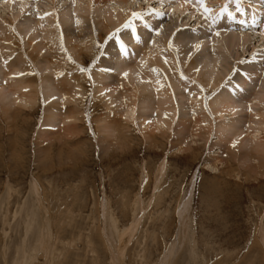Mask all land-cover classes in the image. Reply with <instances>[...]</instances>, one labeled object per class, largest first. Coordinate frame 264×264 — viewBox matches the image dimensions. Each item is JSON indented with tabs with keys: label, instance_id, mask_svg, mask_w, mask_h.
Listing matches in <instances>:
<instances>
[{
	"label": "rangeland",
	"instance_id": "obj_1",
	"mask_svg": "<svg viewBox=\"0 0 264 264\" xmlns=\"http://www.w3.org/2000/svg\"><path fill=\"white\" fill-rule=\"evenodd\" d=\"M43 1L48 4L45 2L33 8L37 18L42 20V24H38V27L34 24V27L38 28L39 33L40 26H44L43 29L52 35L49 39L38 37L33 29L25 30L24 21L30 14L27 9L15 21L16 31L14 27L6 26V21L16 10L8 9V0L0 3V26L4 25L5 31L13 35L9 39H0V66L21 57L25 59L24 52L35 62L38 61L37 57L42 60V65L38 64L35 71L27 62L30 60L25 59V70L11 71L8 81L35 77L29 83L31 86L22 87L20 94L34 92L38 76L56 82L54 88H47L37 94L35 102L32 99L27 103L23 100L20 104V101L13 102V95L0 96V264H114L113 257L121 253L120 264H264V145L263 150L259 147L260 141L264 140V125L261 123H264V118L250 117L251 111L248 109L235 113L228 110L221 116L220 113L211 116L215 120L212 129L197 130L190 125L195 119L202 118V111L205 113L203 96L206 93L208 100H212L218 93L238 92L243 87L242 79L234 78L237 72L242 74L238 66L249 65L253 70H260L263 76L264 58H256L255 53L264 51V39L261 40L264 38V21L263 25L257 24V32L240 29L239 26L227 30L222 26L217 30L212 29L211 23H220V19L215 21L218 16L216 10L224 8L222 12L228 13L227 4H232L234 0H201L202 5L198 9L195 10L198 6H191L184 11L166 6L167 0L165 4L162 0H128L125 3L121 0H105L123 18L119 22L118 18L109 17L108 7L103 8L106 3L96 5L92 0H80L82 9L74 13L83 20L75 18L67 21L52 14L55 10L50 6L54 4V7H61V0ZM243 1L240 6L234 7V14L244 16V9L255 5L251 0ZM159 5L163 9H159ZM262 5L264 7V0ZM205 6L210 9L209 12H203ZM155 9L163 11L165 22L158 23L160 25L187 16L191 23L184 26L208 33L211 40L209 45L212 44L210 50L226 51L220 36L232 31L249 34L255 46L250 42L246 44L247 50L240 47L231 51L229 62L235 60V67L219 83L217 80L222 74L197 67L200 79L206 84L203 91L196 79L180 74V66L186 69L189 61H178L171 55L173 52H167L174 49L178 53L179 47L174 45L173 39L168 40V43H159V58L146 56L150 44H156L154 36L151 39V32L156 27L150 26L153 30L144 33L142 26L149 25L151 13ZM133 13L142 14L143 18L134 17ZM187 13H190L189 17ZM79 22L89 25L94 23L96 31H102L104 23L111 28L108 37L105 34L104 38L95 41L93 46L96 44V51L82 50L80 41H69L68 35L64 38V30L76 29ZM129 22L135 27L139 41L132 34V29L125 27ZM202 35L195 36V41L188 42V47L198 44ZM117 39L126 45L127 55L121 53ZM112 45L116 51L112 50ZM36 47L39 50H35ZM51 52L54 56L58 55V60L62 59V69L53 68L54 65L52 68L44 66L43 60L46 58L58 61ZM83 54L87 55L84 59ZM125 57L127 61L123 60ZM113 61L150 67V73L154 71L158 78L154 81L152 76H140V71H134L125 72L130 78L128 80L127 75L112 67ZM252 69L249 74L253 73ZM103 73L112 74L113 79L95 83L93 78H101L99 74ZM173 75H177L175 78L179 77L184 84L191 80L188 86L195 85L188 90L189 100H184L187 108L177 113L175 120L173 114L176 111L173 107L176 104L170 101L171 106L163 105V108L155 95L162 89L166 91L170 88L168 80ZM121 77V85L124 84L122 91L131 90L122 99L116 98L118 91L112 92L115 86L99 89L102 83ZM8 81L3 79L1 82L6 85ZM252 81L250 85L254 87ZM60 83L67 84L64 86L68 88L74 84L76 95L78 92L76 98L74 95H63L65 92L60 89H56L60 93L57 92L56 84ZM259 87L255 86L257 90H260ZM251 94L248 91L245 97ZM134 98L136 104L130 105ZM158 104L161 107L156 108ZM190 104L196 105L190 108ZM253 107L262 109L264 104ZM127 111L131 115L135 113L139 121L131 115L127 116ZM141 113L149 117L146 119L143 114L139 115ZM110 120L111 124L114 123L112 120L119 121L117 123L121 125L118 131L110 130ZM154 122L160 124L163 132L155 131L154 139L147 138ZM170 124L172 128L168 127ZM220 124L229 125L231 130L225 126L221 132ZM181 126L186 136L177 133L176 130ZM233 129L242 132L232 136ZM248 132L253 136L248 138ZM190 136L195 141L190 143L191 148L188 149L186 138ZM177 139H182L181 145H177ZM254 144L257 145L255 149ZM244 153H248V156L242 157ZM215 154L218 155L215 162L207 163L208 158ZM164 159L167 167L161 175L158 167ZM229 168L231 171H228ZM36 179L39 181L41 202L35 187L33 189ZM193 179L190 205L187 210L180 211L178 206L188 198ZM113 220H116L115 224ZM175 241L178 248L173 256L170 251Z\"/></svg>",
	"mask_w": 264,
	"mask_h": 264
},
{
	"label": "bare ground",
	"instance_id": "obj_2",
	"mask_svg": "<svg viewBox=\"0 0 264 264\" xmlns=\"http://www.w3.org/2000/svg\"><path fill=\"white\" fill-rule=\"evenodd\" d=\"M2 1H5V0H0V3H3ZM7 1V0H6ZM9 1V3H8V5H9V8L8 9H11V11L12 10H16L15 12H13V14H12V16H10V19H8L7 21H6V23H7V25L6 26H8V25H10V27L12 26V28L14 27V30L16 29V25H15V21L17 20V18H19V16L20 15H22V13L24 12L25 13V10L27 9L29 12H30V14L26 17V20L24 21V24H25V30H28V29H33L34 31H36L35 32V35H37L38 37H44V38H50V36H52L51 35V33L50 32H48V31H45L43 28H44V26H40V29H39V33H37V29L34 27V24H37V27H38V24H42V20H41V18H37V15H36V12H35V10L33 9L34 8V6L36 5V7H37V5H40V4H42L43 5V3L45 4V2L46 1H43V0H8ZM57 1V0H56ZM86 1H91V0H86ZM105 0H92L91 2L93 3V4H96V5H100V3H106V4H104L105 5V7H103V8H106V6L108 7V8H106V9H108L107 11H108V13H109V17H116V18H118L117 19V21L119 22L120 20H122L123 18L122 17H120L121 15L119 14V13H116L117 11H116V9L115 8H112L113 6L111 5V3L109 2L108 4H107V2H104ZM110 1V0H109ZM128 0H121V2H123V3H125V2H127ZM166 0H162V2L164 3ZM168 1V5H166V6H168V7H170V6H172V7H174V9L176 8V9H180V10H182V11H184L186 8H191V6H192V8H194V7H197V8H195V10L196 9H198L199 8V6H201L202 5V1L201 0H187L186 2H181L180 0H167ZM250 1V0H249ZM252 2H255V5H251V7L250 8H246V9H244V16H242L243 14H241V15H236V14H234V12H236V11H234V7H236V6H240V2H244L243 0L242 1H240V0H234V1H231L232 2V4L231 3H228L227 5V12L228 13H223L222 12V10L224 9V8H221L222 10H216L217 11V13H218V16L217 17H215V21L216 20H218V19H220V23H211L210 24V27L212 28V29H214V30H217L219 27L220 28H222V27H225L226 28V30L227 29H230V28H235V26H239V28L241 29H249V31L251 30V32L252 31H256L255 29H256V27H257V24L259 25V23H260V25H263V21H264V16H262L263 15V13H264V7H263V5H262V2H263V0H251ZM61 2H62V6L60 7L59 5H57V7H54V4H52L50 7L51 8H53L55 11H51L52 12V14L54 15V16H59L60 18H63V19H67V21L68 20H74L75 18H76V20H81L82 18L81 17H79L78 16V14H75L74 12H77V11H80V9H82V6H81V4H79L81 1L79 0V1H77V0H73V2H71V0H69V3H68V1L67 0H61ZM67 2V3H66ZM74 2H76V4L74 3ZM162 2H159L160 4H162ZM47 3V2H46ZM167 3V2H166ZM48 4V3H47ZM92 4V5H93ZM165 4V3H164ZM192 4V5H191ZM6 5V4H5ZM127 5V4H126ZM243 5V4H242ZM1 6V5H0ZM46 6H48V5H46ZM102 7V6H101ZM159 9H163V6L161 5H159ZM165 7V6H164ZM206 7V6H205ZM3 8V7H2ZM48 8V7H47ZM123 8V7H122ZM90 9V8H89ZM105 9V10H106ZM113 9H115V10H113ZM159 9H155V10H153L152 11V13H151V16H150V18H151V21H150V23H149V25H148V23H147V25H143L142 26V30H143V32L144 33H147V32H150V31H152L153 30V28H151L150 26H154V27H156V28H154V32H151V39H152V37L154 36V40H156V44H155V46L154 45H152V43L150 44V49L148 50V53L146 54V56H148V57H155V58H159V56L157 55L158 54V45H159V43H168V40H171V39H173L172 41L175 43L174 45H177L178 47H179V49H178V53H181L182 55H184V56H179V55H181V54H178V53H176V51L174 50V49H172V51L170 52V50L169 51H167V52H169V53H172L171 55L172 56H174V58H176L178 61L180 60L181 61V59H182V61L184 62V60L185 59H187L188 61H189V63H188V65L186 66V69H182V66H180V69H181V71H182V73H180V74H183V75H185V76H188L189 78H194V79H196L201 85V88H202V90L203 91H205V86H206V84H205V82H204V80L203 79H200V77H199V75H198V73H200V71H196V68L198 67V69L199 68H201L200 70H202V69H205V68H208V71H210V73H211V71H213L215 74H222V76L217 80V82L219 83L221 80H223V78L228 74V73H232V69L235 67V60H234V62L232 61V62H229V60L231 59V56H230V54H231V51L233 50V49H240V47H242V48H244L245 47V49L244 50H247L248 48H247V43H250V42H252V36H250L249 34H243V33H232V32H235V31H232V32H229V33H227L226 35H222V36H220L221 37V40H222V42H223V46L224 47H226V51H222V50H220V51H218V50H210V46L212 45H209V42H211V40H210V36L208 35V33H205V31H202V30H191V28H189V27H186V26H184V25H187V24H190L191 23V21H190V19L188 20V18H187V16L186 17H184V18H182V19H179L178 17V19L179 20H177L176 21V19H172L170 22H167V23H165L164 25H160V24H158V23H160V22H165V21H163V11H159ZM165 9V8H164ZM226 9V8H225ZM238 9H240V8H238ZM98 10V9H97ZM203 10V12L205 11L204 9H202ZM116 11V12H115ZM198 11H200V9L198 10ZM234 11V12H233ZM27 12V11H26ZM220 12V13H219ZM1 13V12H0ZM121 13V12H120ZM123 13V12H122ZM202 13V12H201ZM216 13V14H217ZM28 13H26V15H27ZM188 14V13H187ZM190 14V13H189ZM188 14V17L190 16ZM220 15V16H219ZM223 15H226V17L224 18L223 17ZM180 16V15H179ZM203 16V15H202ZM21 17V16H20ZM108 17V18H109ZM119 17H120V19H119ZM220 17V18H219ZM243 17V18H242ZM173 18V17H172ZM176 18V17H175ZM191 18V17H190ZM200 18H202V17H200ZM193 19V18H192ZM199 19V18H198ZM213 19V18H212ZM3 20V19H2ZM75 20V21H76ZM83 20V19H82ZM167 20V19H166ZM23 21V20H22ZM66 21V20H65ZM66 21V22H67ZM50 22V21H49ZM61 22V21H60ZM182 22V23H181ZM22 23V22H21ZM51 23V22H50ZM117 23V22H116ZM1 24H3V23H1ZM49 24V23H48ZM76 24V23H75ZM94 24V23H93ZM93 24H85L84 22H79V24H78V26L76 27V29H67L66 31L64 30V38L66 37V35H68V39H69V41H73V40H75V41H80V43L81 44H79V46L82 48V50H88V52H89V50H94V51H96V44H95V46H93L94 45V43H95V41L96 40H101L102 38H104V36H105V34H106V36L107 35H109L110 34V31H111V28H109L105 23L104 24H102V31H96L95 30V28H94V25ZM120 24H122V23H120ZM19 25V24H18ZM119 25V24H118ZM196 25V24H195ZM222 26V27H221ZM75 28V27H74ZM211 29V30H212ZM237 29H238V27H237ZM239 29V30H240ZM258 29H259V27H258ZM6 29H5V26L3 25L2 27L0 26V35H1V38L0 39H2V37L3 38H5V39H9V38H12L13 37V35H11V33L9 32V31H5ZM13 30V31H14ZM262 30V29H261ZM16 31V30H15ZM14 31V32H15ZM248 31V32H249ZM262 31H264V30H262ZM207 32H208V29H207ZM213 32V31H212ZM242 32H243V30H242ZM257 32V31H256ZM5 33H7V36H6V34ZM17 33V32H16ZM260 33V32H259ZM131 34V33H130ZM199 34H203L202 36H200V38H201V42L199 41V43L198 44H196V43H194V46H190V47H188V42L190 43V42H194L195 40H193V39H195V36H197V35H199ZM209 34H210V32H209ZM126 35V34H125ZM260 36V35H259ZM108 37V36H107ZM127 37V36H126ZM263 37H264V35H263ZM124 39H126V38H124ZM197 39V38H196ZM260 39H261V37H260ZM264 38H262L261 40H263ZM210 40V41H209ZM3 41H6V40H3ZM220 41V40H219ZM23 42V41H22ZM53 42H54V44H55V40H53ZM133 42V41H132ZM152 42H154L153 40H152ZM171 42V41H170ZM221 42V41H220ZM79 43V42H78ZM150 43V42H149ZM155 43V42H154ZM254 42H252V45H254L253 44ZM57 44V43H56ZM42 45H44V44H42ZM74 45H76V44H74ZM113 45H116L115 43H113ZM112 45V50L113 51H116V49H115V47ZM171 45H172V43H171ZM19 46V45H18ZM45 46H47V44H45ZM130 46V45H129ZM162 46V45H161ZM176 46V47H177ZM255 46V45H254ZM23 47V46H22ZM22 47H21V49H22ZM42 47V46H41ZM160 47V46H159ZM166 47V46H165ZM177 47V48H178ZM49 48H51L50 46H49ZM176 48V49H177ZM219 48V47H218ZM218 48H216V49H218ZM38 48L36 47L35 48V50H37ZM41 49V48H40ZM52 49V48H51ZM66 49V48H65ZM78 49V48H77ZM221 49V48H220ZM39 50V49H38ZM53 50V49H52ZM140 50V49H139ZM174 50V51H173ZM42 51V50H41ZM258 51V50H257ZM53 52V51H52ZM51 52V55L54 57V59L56 60V57L58 56V55H53V53ZM237 52V51H236ZM80 53V52H79ZM238 53V52H237ZM113 54V53H112ZM115 54V53H114ZM143 54H144V52H143ZM240 54V53H239ZM238 54V55H239ZM22 55V54H21ZM129 55V54H128ZM171 55H169V56H171ZM233 55H235V53L233 54ZM238 55H237V58H238ZM18 56V55H17ZM24 56H25V59L26 60H30V61H27V62H30V65H31V68L33 69V70H37V65L38 64H41L42 65V60H39V58L37 57V59H38V61L37 62H35V60L33 59V58H31L30 56H28V54L27 53H25L24 52ZM118 56H119V54H118ZM124 56V55H123ZM172 56H171V58H172ZM240 56V55H239ZM77 57H78V55H77ZM81 57V56H80ZM85 57H87V55L86 54H83L82 55V59H84ZM111 57V56H110ZM241 57V56H240ZM255 57L256 58H259L260 60H262L263 58H264V51H260V52H258L257 54L255 53ZM5 58V57H4ZM107 58V57H106ZM116 58V57H115ZM122 58V57H121ZM155 58H154V60H155ZM25 59L24 58H19L18 60H15V61H10V62H6V63H4V60H3V65H1L0 66V96H6V97H9V95H13L14 96V99H13V102H19L20 101V104H21V102H23V100L24 101H26V103L27 102H29L31 99L32 100H34V102H35V100H37V99H35L36 97H37V94H40V93H43V90H45V89H47V88H54V85H55V83L56 82H54V79H48V78H42L41 76H38L37 78H38V81H35L36 82V84H37V87H36V89H35V91L34 92H29V93H31V94H28V93H22V94H20L19 93V91L22 89V87L23 86H26V85H30L31 86V84H29V83H32V81H34L35 79V77H28V78H22L21 80H18V78H17V80L15 79L14 81L12 80L11 82L10 81H8V76H10L9 74L11 73V71L12 72H14L15 70H18V69H22V68H24L23 70H25V66H24V62H26L25 61ZM120 59V58H119ZM57 60H58V57H57ZM62 60V59H61ZM60 58H59V60L58 61H54V60H49V59H44L43 61V63H44V66L45 67H50V68H52L51 66H53V68H56V69H62L63 67L61 66V64H60ZM114 60H116V59H114ZM121 60V59H120ZM123 60H126L127 61V58L125 57V58H123ZM149 60H150V58H149ZM165 60V59H164ZM24 61V62H23ZM102 61V60H101ZM100 61V62H101ZM106 61V60H105ZM108 61H110L109 59H108ZM112 61V60H111ZM117 61V60H116ZM130 61V60H129ZM41 62V63H40ZM52 62V63H51ZM61 62H63V61H61ZM80 62V61H79ZM82 63H83V60L81 61ZM114 62V61H113ZM120 62H123L122 60L120 61ZM152 62H155V61H152ZM169 62H170V59H169ZM171 62H173V61H171ZM175 62V61H174ZM252 62V61H251ZM103 63H104V60H103ZM111 63V62H110ZM115 63V62H114ZM113 63V65H112V67L114 68V67H116L117 69H119L121 72H123L124 74H125V72H138V71H140V76H145V77H150V76H152L153 77V80L154 81H156V79L158 78V76L156 75V73L154 72V71H152L151 73H150V70H149V68L150 67H146V66H144V67H142V65H130V64H127V63H119V62H116L115 64ZM158 63V62H157ZM253 63V62H252ZM63 64V63H62ZM169 64V63H168ZM171 64H174V63H171ZM170 64V65H171ZM176 64V63H175ZM180 64V63H179ZM25 65H26V63H25ZM181 65V64H180ZM262 65V64H261ZM105 66V65H104ZM172 66V65H171ZM174 67H175V65H173ZM177 66H179V65H177ZM185 65H183V67H184ZM256 66V65H255ZM39 67V66H38ZM42 67V66H41ZM106 67V66H105ZM16 68V69H15ZM109 68V67H108ZM211 70H210V69ZM238 68H240V70L242 71V74H238L239 72H237L236 73V75L234 76V78H236L237 80H239V79H242V84H243V87L242 88H240V89H238V92H235V91H229V92H226L225 94H222V93H218V96H217V94L215 95V97H214V99L212 98V100H208V94L206 93V95L205 96H203V105H204V108H205V113H203L204 111H202V118L200 119V120H198V119H195L194 120V122H190L191 124V126H192V128H194V127H196V129L198 130V129H212V127H213V124L212 123H214V118H213V120L211 119V116H214V115H217L218 113H220V116L223 114V112L224 111H228V110H230L229 112H232V113H235V112H239V111H242V110H250L251 111V113H250V117H253V118H255L256 116L257 117H259V118H264V108H262V109H259V108H257V107H253V106H255V105H257V104H264V74H263V76H262V74H261V72H259L260 70H256V69H252V67H250L249 65H244V64H242V65H240V66H238ZM254 68V67H253ZM264 68V67H263ZM7 69V70H6ZM26 69H28L27 67H26ZM44 69V68H43ZM47 69V68H46ZM55 69V70H56ZM115 69V68H114ZM250 69H252L253 71V73H250L249 74V71H250ZM261 69V68H260ZM22 70V71H23ZM5 71V73L3 74V75H1V73H3ZM58 71V70H57ZM172 72V71H171ZM175 72V71H174ZM177 72H178V70H177ZM180 72V71H179ZM196 72H197V74H196ZM207 72V71H206ZM223 72V73H222ZM15 73V72H14ZM101 73V72H100ZM155 75V76H153V74ZM12 74V73H11ZM196 74V75H195ZM247 74V77H245V75ZM259 74V75H258ZM99 75H101V78L99 77V78H93V81L95 82V83H97V82H101V81H105L106 79H110V78H112L113 79V76H112V74H105V73H103V74H99ZM123 75V74H122ZM139 75V74H138ZM172 75V74H171ZM205 75H207L206 73H205ZM258 75V76H257ZM25 76V75H24ZM175 76H177V75H173L171 78H169V79H171V80H168L169 82V84H170V88L169 89H167L166 91H165V89H162V91H159L157 94H155L156 95V97H158V102L160 103L161 102V105H162V107H163V105H168L169 107L171 106V105H169V103H170V101H172L173 103L172 104H176L174 107H173V110H175L176 112H174V119L173 120H175L176 119V114L178 113H180V111L181 110H185L186 108H187V103H186V101H188L189 100V98H190V95L188 94V90L189 89H192V87L193 86H195V85H192L191 84V86H188L189 85V83L191 82V80L186 84H184V83H182V82H180L181 80L180 79H178L177 77V79L175 78ZM201 76V75H200ZM220 76V75H219ZM260 76V77H259ZM118 77V76H117ZM124 80L126 79V76L124 75ZM213 77V76H212ZM257 77H259V78H257ZM10 78H12V77H10ZM9 78V79H10ZM115 78V77H114ZM189 78H187V79H189ZM3 79H4V81H8V83L6 84V85H4L1 81H3ZM13 79V78H12ZM57 79V78H56ZM127 79L129 80L130 78H128V75H127ZM134 79V78H133ZM185 79V78H184ZM213 79H215V78H213ZM213 79H212V81H213ZM11 80V79H10ZM120 80H123L122 79V77H121V79L120 78H116V80H113V81H111V82H107V83H102V88H99V89H103L104 87L105 88H107V87H111V86H115V88H111L112 89V92L113 91H118V92H116L117 94H116V98H118V99H122L129 91H131V90H126L125 89V91L123 92L122 90H123V86H124V84H122L121 85V83H122V81H120ZM254 82H253V81ZM133 81V80H132ZM186 81H188V80H186ZM209 81V80H208ZM241 81V80H240ZM251 81L253 82V84H254V87H252V85H250V83H251ZM256 81H257V84H255L256 83ZM6 82H4V83H6ZM60 82V81H59ZM151 82V81H150ZM34 83V82H33ZM54 83V84H53ZM62 83H64V82H62ZM62 83H60L61 85H59V84H56V88H55V90L56 89H60V91L61 92H65V93H62L63 95H68V96H72V95H76V93L74 92V84H71V86L68 88V87H65L67 84H64V85H62ZM123 83H124V81H123ZM125 83H127V82H125ZM216 83V82H215ZM120 85V86H119ZM153 85H154V83H153ZM152 85V86H153ZM159 85V84H158ZM186 86H188V88L186 87ZM248 86H250V87H248ZM255 86L257 87V86H260L259 88H260V90H257V88H255ZM35 86H33V88H34ZM142 87V86H141ZM183 89H182V88ZM82 88V87H81ZM104 88V89H105ZM153 88H155V87H153ZM186 89H187V91H186ZM226 89V88H225ZM58 90H56L57 92H59ZM79 90V89H78ZM55 91V92H56ZM248 91H250V94H251V92L252 91H254V93H252L250 96H247V97H245L246 96V94H247V92ZM80 92V91H79ZM109 92V91H108ZM133 92V91H132ZM140 92V91H139ZM170 94H169V93ZM193 92V91H192ZM60 93V92H59ZM110 93V92H109ZM130 93V92H129ZM128 93V94H129ZM115 94V93H114ZM220 94V95H219ZM53 95V94H52ZM57 95V94H56ZM77 95H78V92H77ZM76 95V96H77ZM82 95V94H81ZM84 95V94H83ZM213 95V94H212ZM3 96V97H4ZM50 96V95H49ZM73 96V97H74ZM76 96H75V98H76ZM137 96V95H136ZM170 98H169V97ZM210 96H211V93H210ZM51 97V96H50ZM60 97V96H59ZM58 97V98H59ZM65 97V96H64ZM245 97V98H244ZM67 98V97H66ZM65 98V99H66ZM136 98V97H135ZM133 99V101L131 102V104L130 105H135L136 104V99ZM244 98V99H243ZM12 99V98H11ZM41 99V98H40ZM51 99V98H50ZM53 99V98H52ZM128 99V98H127ZM211 99V98H210ZM68 100V99H67ZM156 100V99H155ZM184 100H186V101H184ZM195 100V99H194ZM219 100H222L221 102L219 101ZM82 101V100H81ZM127 101V100H126ZM152 101V100H151ZM150 101V102H151ZM11 102V101H10ZM114 102L116 103V101L114 100ZM113 102V103H114ZM153 102V101H152ZM154 102H156V101H154ZM194 102V101H193ZM245 102V103H244ZM114 103V104H115ZM10 104V103H9ZM34 104V103H33ZM129 104V103H128ZM138 104H139V102H138ZM8 105V104H7ZM24 105H26V104H24ZM28 105V104H27ZM49 105V104H48ZM140 105V104H139ZM138 105V106H139ZM151 105V104H150ZM195 105L196 104H190V105H188V106H190V108H194L195 107ZM13 106V105H12ZM159 104L157 105V107L156 108H159ZM200 106V105H199ZM53 107V106H52ZM161 107V106H160ZM186 107V108H185ZM222 107V108H221ZM132 109H133V107H131ZM140 108V107H139ZM164 108V107H163ZM3 109V108H2ZM5 109V108H4ZM68 109V108H67ZM142 109V108H141ZM149 109V108H148ZM177 109V110H176ZM19 110V109H18ZM51 110V109H50ZM60 110V109H59ZM126 110H128V109H126ZM137 110V109H136ZM155 110V109H154ZM162 110L163 109H161V112H162ZM173 110H171V111H173ZM10 111V110H9ZM124 111V110H123ZM153 111V110H152ZM158 111H160V109L158 110ZM166 111H167V109H166ZM198 111V110H197ZM51 112H52V110H51ZM120 112V111H119ZM141 112V111H140ZM139 112V113H140ZM190 112H192V111H190ZM195 112V111H194ZM199 112H200V110H199ZM193 113V112H192ZM197 113V112H196ZM201 113V112H200ZM126 114H127V116H129V115H131L130 114V111H127L126 112ZM142 114L143 113H141V114H139V115H141L142 116ZM191 114V113H190ZM55 115V114H54ZM68 115V114H67ZM70 115V114H69ZM201 115V114H200ZM10 116V115H9ZM53 116V115H52ZM57 116H58V114H57ZM143 116H145L144 118H148L149 116L147 115V114H143ZM185 116L186 117H188V113H186L185 114ZM62 117V116H61ZM71 117V116H70ZM69 116H68V118H70ZM131 117L134 119V120H137V121H139L138 119H136V116H135V113L134 114H132L131 115ZM135 117V118H134ZM159 117V116H158ZM170 117V116H169ZM64 118V117H63ZM77 118H78V116H77ZM127 118V117H126ZM130 118V117H129ZM139 118H141V117H139ZM247 118H248V116H247ZM51 119H53V118H51ZM55 119V118H54ZM58 119V118H57ZM67 120V119H66ZM172 120V122H174ZM189 120H191V119H189ZM209 120V121H208ZM237 120V119H236ZM263 120V119H262ZM102 121V120H101ZM114 123L113 124H111V120H110V124H109V127L111 126V131H118V128H119V126L121 125H119L118 123H119V121L118 120H112ZM117 121H118V123H117ZM136 121V122H137ZM145 121V120H144ZM155 121V120H154ZM192 121V120H191ZM126 122V121H125ZM237 122V121H236ZM53 123H54V121H53ZM109 123V122H108ZM130 123V122H129ZM189 123V122H188ZM234 123V122H233ZM262 123V125H264V123L263 122H261ZM260 123V124H261ZM70 124V123H69ZM117 124V125H116ZM171 124H173V123H171ZM170 124V125H171ZM224 124V123H223ZM168 126V127H171L172 128V125L171 126ZM180 125V124H179ZM187 125V124H186ZM251 125V124H250ZM261 125V127H263ZM188 126V125H187ZM215 126V125H214ZM225 126H227L228 128H226L227 130H231L230 129V126L229 125H221L220 124V126H219V129H220V131L223 129V128H225ZM150 127V126H149ZM153 128L151 129V130H149L150 131V133H148L146 136H147V138L148 137H150V138H152V139H154L155 138V131H157L158 132V130H160V131H162L161 130V126H160V124L158 123V125H156L155 124V122H154V124H153V126H152ZM183 126H181V128L179 129V130H176V131H178L177 133H179V136L183 133L182 131H183V128H182ZM218 127V126H217ZM73 128V127H72ZM216 128V127H215ZM74 129V128H73ZM140 129V128H139ZM146 129V128H145ZM187 129V128H186ZM189 129H190V127H189ZM195 129V128H194ZM193 129V131H195ZM182 130V131H181ZM192 130V129H191ZM216 130H217V128H216ZM216 130H215V132H216ZM70 131V130H69ZM192 131V132H193ZM208 131H210V130H208ZM218 131V130H217ZM233 131H234V133L232 134V136H236V135H238V134H240L242 131L241 130H234L233 129ZM71 132V131H70ZM153 134H152V133ZM163 132V131H162ZM200 132H201V130H200ZM219 132V131H218ZM222 132V131H221ZM251 132V131H250ZM118 133V132H117ZM195 133V132H194ZM193 133V134H194ZM197 133V132H196ZM212 133V132H211ZM210 133V134H211ZM185 136H186V134L185 133H183ZM206 134V133H205ZM205 134H204V137H205ZM248 135V138L249 137H252L253 136V134H251V133H247ZM175 135V134H174ZM192 135V134H191ZM189 136V135H188ZM194 136V135H193ZM254 137L256 138L257 137V135L256 134H254ZM146 138V139H147ZM183 138V137H182ZM191 138V139H190ZM190 138H186V139H188V141L186 142V144H188L187 145V147H188V149L189 148H191L190 147V143H192L193 141H195L194 139H192V137L190 136ZM194 138V137H193ZM232 138V137H231ZM179 139V138H178ZM177 139V142H178V144L177 145H181V143L183 142L182 141V139H180V140H178ZM196 139V138H195ZM206 139V138H205ZM198 139H196V141H197ZM226 140V139H225ZM249 139H247L246 141H248ZM117 141V140H116ZM154 141V140H153ZM182 141V142H181ZM176 142V143H177ZM261 142V143H260ZM260 142H257V143H260L261 145L259 146V147H261V149L263 150V145H264V140H262V141H260ZM174 143V142H173ZM196 143V142H195ZM111 144V143H110ZM213 145V144H212ZM217 145V144H216ZM102 146V145H101ZM184 146H186V145H183V147ZM254 146V147H253ZM252 147H253V149H255L256 148V146L257 145H253ZM183 147H181V148H183ZM259 147H258V149L257 150H259ZM109 148V147H108ZM186 148V147H185ZM218 148V147H217ZM107 149V148H106ZM106 151V150H105ZM183 151V150H182ZM100 152V151H99ZM41 153H42V151H41ZM40 153V154H41ZM212 153V152H211ZM218 153V152H217ZM216 153V154H217ZM221 153V152H220ZM213 154V153H212ZM214 155V156H210V159L208 158V160H207V163H210V162H212V161H214L215 162V157L217 156L218 157V155ZM230 155V154H229ZM238 156H240V155H238ZM242 157H244V156H248V153H244V155H241ZM246 158H248V157H246ZM254 159V158H253ZM167 162H166V159H164L163 160V162H161V164L159 165L160 167H158L159 169H158V172L162 175V174H164V172H165V169H166V167H167ZM206 164V163H205ZM260 162L258 163V166H260ZM228 171H231V169L229 168L228 169ZM144 174V173H143ZM159 176V175H158ZM161 178V177H160ZM34 180V179H33ZM194 180L195 179H193V181H192V187H191V189H190V191H189V196H188V198L182 203V204H180V206H178L179 207V210L181 211V210H187L188 209V207H189V205H190V202H191V195H192V192H193V186H194ZM157 181V180H156ZM33 183H34V185H33V189H34V187H35V191H36V193L38 194L37 196H40L39 198H38V200L41 202L42 201V196H41V191H40V186H39V181L36 179L35 181H33ZM35 193V192H34ZM138 197V196H137ZM140 200V199H139ZM102 203V202H101ZM105 203V202H104ZM107 203V202H106ZM138 203H140V202H138ZM134 204V203H133ZM141 204V203H140ZM41 206H42V204H41ZM140 206V205H139ZM103 207H104V205H103ZM105 208H107V207H105ZM140 208V207H139ZM141 209V208H140ZM105 210V209H104ZM105 212V211H104ZM106 212H108V211H106ZM183 213V212H182ZM107 214V213H106ZM180 215V214H179ZM106 216V215H105ZM181 216V215H180ZM179 216V217H180ZM185 217H186V215H185ZM109 218V217H108ZM113 219V218H112ZM114 221V220H113ZM116 221V220H115ZM114 221V223L113 224H115L116 222ZM139 223V222H138ZM186 223V222H185ZM137 224V223H136ZM115 227V226H114ZM130 227V226H129ZM128 227V228H129ZM134 226H131V228H133ZM131 228H129L130 229V231H131ZM136 228V227H135ZM47 230V229H46ZM263 230V229H262ZM129 232V231H128ZM132 232H133V230H132ZM132 232H131V234H132ZM105 233V232H104ZM103 234V233H102ZM45 235V234H44ZM105 236V235H104ZM132 236V235H131ZM49 237V236H48ZM106 237V236H105ZM123 237V236H122ZM124 237H125V235H124ZM262 239V238H261ZM52 242V241H51ZM48 243V242H47ZM47 245V244H46ZM49 245H51V243L49 244ZM49 245H47V248H49ZM109 245V244H108ZM44 248V247H43ZM118 248V247H117ZM124 248V247H123ZM178 247H177V244H176V241L173 243V245L171 246V251H170V254L171 255H173L174 256V253L176 252V249H177ZM41 249V248H40ZM43 250V249H42ZM48 250V249H47ZM170 250V249H169ZM168 250V251H169ZM45 251H46V249H45ZM52 251V250H51ZM112 253V252H111ZM122 254V253H121ZM121 254H119V256H121ZM115 255V254H114ZM170 255V256H171ZM119 256L117 255H115L114 257H113V262H114V264H120V258H119ZM169 256V257H170ZM165 257H167V256H165ZM122 260V259H121ZM163 260V259H162ZM165 260V259H164ZM122 262V261H121ZM163 262V261H162ZM161 262V263H162Z\"/></svg>",
	"mask_w": 264,
	"mask_h": 264
},
{
	"label": "snow or ice",
	"instance_id": "obj_3",
	"mask_svg": "<svg viewBox=\"0 0 264 264\" xmlns=\"http://www.w3.org/2000/svg\"><path fill=\"white\" fill-rule=\"evenodd\" d=\"M209 11H210V9H208L207 7H205V12H209ZM133 16L134 17H137V18H140V19L143 18L142 17V14H139V13H133ZM125 27L131 28L132 29V34L135 36V38L137 39V41H139L140 38H139L138 35H136V30H135V27L133 26L132 22H129L127 25H125ZM218 34L219 33H217V35ZM117 43L119 44L121 53L127 55L126 45L123 43V41H120L119 39H117ZM125 75H127V74L125 73ZM233 146H235V145H233Z\"/></svg>",
	"mask_w": 264,
	"mask_h": 264
}]
</instances>
